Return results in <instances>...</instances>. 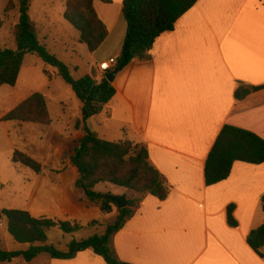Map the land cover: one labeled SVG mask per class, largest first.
Masks as SVG:
<instances>
[{"label": "crops", "instance_id": "1", "mask_svg": "<svg viewBox=\"0 0 264 264\" xmlns=\"http://www.w3.org/2000/svg\"><path fill=\"white\" fill-rule=\"evenodd\" d=\"M67 1L60 0L57 12V24L65 32L70 30L63 22ZM110 1L94 3L108 37L97 52L88 51L92 67L87 75L99 65L118 59L126 38L124 0ZM48 15L49 28L55 27ZM41 29L40 40L47 45L48 37ZM79 37L78 32L72 33L75 42L79 43ZM151 54L150 61L133 62L118 72L113 83L115 97L87 122L101 140L146 146L151 164L173 188L164 202L146 197L133 219L116 235L114 246L119 260L129 264H264L247 242L249 233L264 225V164L237 162L226 181L210 187L205 183L207 158L225 126L250 131L264 139V0H199L173 32L156 41ZM28 57L31 55L26 56L20 77ZM241 85L261 89L238 101L235 93ZM6 115H0V123L16 124L21 135L24 130L18 151L42 165L38 175L43 171L52 177L69 174L66 182L76 188L79 173L71 157L83 136V124L71 140L73 154L63 163L65 145L51 149L55 152L39 150L30 141L25 125L30 123L2 122ZM90 122L95 127H90ZM7 139L9 152L14 154L17 149L10 141L9 130ZM43 148L49 150L47 145ZM55 182L59 184V180L51 184ZM100 186L104 185L95 189L100 194L127 196V190L112 185L101 193ZM230 206L235 207L236 228L228 224ZM86 209H96L106 217L118 214L116 207L111 214L96 207ZM28 212L37 219L58 221L34 209ZM1 222L7 227L6 220ZM98 225L105 232L107 226ZM5 240L8 247L4 249L0 241L2 250L26 251L15 249L8 238ZM0 264L106 263L89 250L67 261L43 254L30 263L18 258Z\"/></svg>", "mask_w": 264, "mask_h": 264}, {"label": "trees", "instance_id": "2", "mask_svg": "<svg viewBox=\"0 0 264 264\" xmlns=\"http://www.w3.org/2000/svg\"><path fill=\"white\" fill-rule=\"evenodd\" d=\"M32 0H10L5 8L4 19L0 20V30L7 21L8 14L19 10L20 18L13 31L16 50L0 49V88L14 87L18 83L24 60L28 55H37L45 64L54 67L59 76L71 86L82 103L83 136L71 157V164L78 170L76 188L85 193L86 207H96L104 214H111L118 208L104 194L95 191L99 185H112L127 190L128 207L118 209L115 221L106 227L103 235H95L81 241H72L63 252L48 244V234L60 229L71 235L82 228L70 222H56L37 219L28 211L0 210V222L6 220L7 231L15 242L30 245L21 252H8L0 248V262L10 263L22 258L32 262L40 255L47 254L54 260H73L80 253L92 250L106 264H129L119 260L114 239L126 224L133 219L144 199L154 197L166 201L172 186L151 164L144 145L129 141L110 143L101 140L92 132L87 122L98 116L113 100L116 89L106 78L98 81L95 69L77 79L71 68L60 61L40 40V29L30 16ZM110 0H68L65 20L79 33V43L86 45L90 53H95L108 37L106 26L100 21L94 3ZM199 0H124L122 15L127 24L126 38L117 59L116 70L123 71L136 61H150L156 41L164 34L173 32L178 21L193 9ZM261 88H247L241 85L236 93L240 101ZM2 122L31 123L50 126L47 99L41 93H34L2 118ZM260 166L264 164V139L240 128L225 126L219 134L205 165L206 186H214L226 181L232 174L235 163ZM14 165L31 169L36 174L42 172V165L29 156L15 151ZM110 194V193H109ZM234 206L227 212L228 224L237 227ZM264 211V196L262 198ZM250 248L264 259V225L251 231L247 237Z\"/></svg>", "mask_w": 264, "mask_h": 264}, {"label": "rangeland", "instance_id": "3", "mask_svg": "<svg viewBox=\"0 0 264 264\" xmlns=\"http://www.w3.org/2000/svg\"><path fill=\"white\" fill-rule=\"evenodd\" d=\"M9 1L0 0V20L4 19L5 8ZM59 9L60 0H32L30 16L48 37L47 47L49 50L60 61L68 65L72 74L79 79L91 70L92 62L88 57L89 50L86 45L72 39V33L76 34L77 31L65 18L63 22L67 24L65 26H69V31L65 32L64 27L57 24L60 21L57 14ZM46 14L53 18L51 26L56 24L55 27L49 28ZM19 18L18 9L8 14L7 21L0 30L1 50H16L13 31ZM98 81L100 80L98 79ZM34 93H41L47 98L52 125L25 124L28 128L30 141L39 150L46 153L55 152L51 149L65 145L62 151L64 156L61 155V157L63 163H66L69 155L73 154L74 144L71 140L80 129L77 127L76 120L82 118V103L74 94L71 86L59 76L54 67L45 64L36 55L28 57L16 86H6L0 91V115L8 114ZM16 126L14 123H0V145L2 146L0 147V208L21 211L34 209L39 214L44 213L48 217H56L58 219L56 222H71L80 225L82 229L73 235H66L58 228L49 232L48 244L61 251H65L67 245L74 240L81 241L103 234L104 228L100 227L98 223L108 226L115 221L116 216L106 217L96 209H86L85 193L66 182V179L70 177L69 174L52 177L43 171L41 175H38L31 169L12 163L13 154L9 152L10 143L7 139V131H10V141L17 151L21 150L20 143L24 134V130L21 131V135L20 130L15 128ZM89 126L95 127L94 122H90ZM45 145L49 150L43 148ZM58 180L59 184L57 182L51 184ZM107 186L112 188L109 185L100 186L99 192L105 193L104 187ZM5 238H8V242L15 249H29L26 245L15 242L8 233L5 222H0V241L4 249L8 247Z\"/></svg>", "mask_w": 264, "mask_h": 264}, {"label": "water", "instance_id": "4", "mask_svg": "<svg viewBox=\"0 0 264 264\" xmlns=\"http://www.w3.org/2000/svg\"><path fill=\"white\" fill-rule=\"evenodd\" d=\"M118 70H115L114 72L112 73H109L107 76H106V80L113 84L114 81H115V78L118 74ZM113 204H115L118 209H125L128 207V202H127V199L125 196H115V195H112V194H106L105 195Z\"/></svg>", "mask_w": 264, "mask_h": 264}, {"label": "built area", "instance_id": "5", "mask_svg": "<svg viewBox=\"0 0 264 264\" xmlns=\"http://www.w3.org/2000/svg\"><path fill=\"white\" fill-rule=\"evenodd\" d=\"M117 59H111L108 62H105L98 66L96 69V74L98 79L101 81L103 78H106V76L111 72L112 67L116 66Z\"/></svg>", "mask_w": 264, "mask_h": 264}]
</instances>
